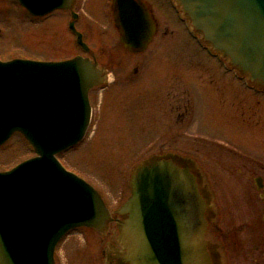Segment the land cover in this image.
Here are the masks:
<instances>
[{
    "label": "water",
    "instance_id": "obj_1",
    "mask_svg": "<svg viewBox=\"0 0 264 264\" xmlns=\"http://www.w3.org/2000/svg\"><path fill=\"white\" fill-rule=\"evenodd\" d=\"M17 1L41 16L66 8L68 0ZM174 2L205 44L264 89V0ZM114 3L121 43L144 51L153 34L148 11L137 0ZM70 29L87 48L73 19ZM103 78L96 62L80 55L0 60V144L20 132L35 152L0 172V264H55V247L70 230L88 227L106 235L111 213L123 219L116 246L107 241L102 249L104 264H210L206 233L214 206L199 176L180 169L171 154L138 161L129 174L131 194L112 211L96 188L58 159L84 138L91 116L88 92Z\"/></svg>",
    "mask_w": 264,
    "mask_h": 264
},
{
    "label": "rangeland",
    "instance_id": "obj_2",
    "mask_svg": "<svg viewBox=\"0 0 264 264\" xmlns=\"http://www.w3.org/2000/svg\"><path fill=\"white\" fill-rule=\"evenodd\" d=\"M148 1L161 32L139 57L130 54L120 44L116 31H103L97 25L95 29L85 17L89 23L86 25L85 40H89L90 47L100 60L112 67L118 79L109 87L110 91L92 90V117L86 136L76 146L58 155L66 169L97 188L110 205L119 203L128 195L130 171L145 155L160 149L192 155L194 146L200 145L202 151L203 146L206 147L201 140H194L193 135L229 139L239 133V122L231 121L228 114L224 116L216 103L215 94L212 96L209 89L201 85L209 82L206 79H215L216 76L210 73L218 74L221 69L188 35L176 15L175 19L172 18L160 0ZM67 18L64 13H56L50 18V26L53 27L45 25V22L34 24L15 0H0V59L56 60L72 56L78 51L72 33L66 28ZM138 58L147 65L137 85L119 81L131 72ZM109 59L116 63L121 61L120 65L107 63ZM164 76L171 78V82L168 80L169 84L160 86V77ZM224 77L228 81V104L232 108L240 103L239 99L248 104H257L262 99L258 106H264V97L246 100L243 94L247 92L240 91V85L233 76L230 75L231 80ZM215 86L219 84L215 83ZM191 87L193 92L196 91L195 95L192 90L185 91ZM178 94L184 105L188 98L191 103L194 101L193 111L190 108L191 112L189 109L188 115L179 121L174 111ZM142 106H152L147 110V114L150 111L149 116L145 117L144 110H140ZM153 137H159L156 143H150ZM5 149L1 153H7L5 164L8 166L35 155L20 134H16ZM108 238L91 228L72 230L57 244L55 261L57 264H104L102 249Z\"/></svg>",
    "mask_w": 264,
    "mask_h": 264
},
{
    "label": "flooded vegetation",
    "instance_id": "obj_3",
    "mask_svg": "<svg viewBox=\"0 0 264 264\" xmlns=\"http://www.w3.org/2000/svg\"><path fill=\"white\" fill-rule=\"evenodd\" d=\"M137 2L146 8L153 22L152 38L146 49L141 52H132L127 49L130 54L139 57L148 49V46L155 41L161 29L151 3L148 0H137ZM16 3L28 15L30 22L34 24L45 22V25L53 27L50 26V18L56 13H64L66 17H68L66 20V28L71 32L70 22L73 19V25L75 29L81 33L82 40L85 42L87 48L84 49L81 47L77 43L76 35L71 32L78 52L72 56L56 60H65L76 55H81L96 62L98 68L103 72L104 82L99 86L93 87L89 91L90 104L93 98L92 90L95 88L102 89L104 92L110 91L109 87L117 82L118 78L115 77L117 74L114 71L112 72V67H108L105 61L100 60L97 53L90 47L89 40H85V36H87L86 25H89L85 17H88L91 21L90 24L94 26V28L97 25L99 29H103V31H116L120 41L119 32L121 26L119 21L116 20L118 8L114 0H68L66 2V8H57L41 16L31 15L25 8L19 5L17 1ZM160 3L172 15V18L175 19L174 15H176L179 23L182 22L183 26L186 28L188 35L195 40L199 48L203 49V51L209 55L208 58L214 60L216 66L221 69L218 74L207 72L211 75H215L216 78L213 79L214 77L209 75L208 77H212L206 79L209 80V82L207 84L201 83V85H205L212 96L215 94L216 103L221 107L224 116L228 114L229 119L234 122L238 121L240 127L239 133H237V135L233 134L230 138L228 137L229 139L193 135L194 140H201L204 142L206 147L203 146V150L206 152L201 150L200 145H196L192 148V155L175 150L162 151L160 149L149 153L147 156L151 154H171L173 158L169 159L174 160L175 164L178 165L180 169L188 168L193 175L199 176L201 189L204 190L206 193L205 195L208 194L210 196L211 203L215 209L213 213L214 221L211 222L206 233V253L210 264H264V106L262 108L259 107L260 105L258 106V102L261 104L262 99L259 100L257 104L242 103L241 99H237L240 103L232 108V106L228 104V90L226 89V83L228 81L224 76L229 80H231L230 75L233 76V79L240 85V91L247 92L243 94L246 96V100L254 97L263 98L264 89L258 88L248 82L244 75L239 74L234 68L230 67L224 59L206 46L199 36L190 29L188 21L182 16L173 0H160ZM166 30L167 29H165V31ZM120 44L123 46L121 41ZM109 60L110 61H107V63H116L111 59ZM137 60L135 65L131 67V72L119 79V81H127L129 84H133L134 86L137 85V81L145 73L147 65L141 61V58ZM120 62L121 61H118L115 66H119ZM205 78L204 76L203 80ZM160 80V86L166 85L168 80L171 82V78L165 76L160 77ZM180 83L181 82H179V84ZM215 83L219 84V86H215ZM213 85L214 87H212ZM211 88L212 90H210ZM116 90L120 91L119 88ZM191 90L193 92L192 87L189 90L185 89L186 92H190ZM177 96L174 111L176 112V119L183 120L190 108H192L193 111L194 101L191 103L188 98L184 105L182 102L183 99L179 94ZM149 107L151 108L152 106H142L140 109L141 111L144 110L143 112L146 113L145 117L150 115V111L148 112L149 115L147 114ZM192 121V123H194V119H192ZM16 134L20 133L14 132L5 142L0 144V172L9 170L22 162V160L15 161L8 166L5 164L7 153H5V155L1 153L2 150L6 151L5 147L7 143ZM158 138L159 137H153L150 143H156V139ZM20 147L21 145L18 147L19 150L21 149ZM15 148L17 149V147ZM147 156L145 155L140 158V160ZM130 194L131 189L129 187V193L122 201L115 205H110V202L101 193L106 205L111 211L118 208ZM111 217L112 221L109 223L106 236L109 237L107 241L113 246H116V236H118L120 232L118 221H121L123 217L115 213H111ZM211 241L216 242L218 249L212 248ZM175 246L178 260L182 262L181 245L176 241Z\"/></svg>",
    "mask_w": 264,
    "mask_h": 264
}]
</instances>
